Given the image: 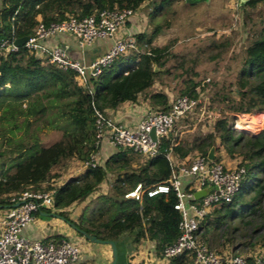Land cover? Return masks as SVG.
<instances>
[{
	"label": "trees",
	"instance_id": "1",
	"mask_svg": "<svg viewBox=\"0 0 264 264\" xmlns=\"http://www.w3.org/2000/svg\"><path fill=\"white\" fill-rule=\"evenodd\" d=\"M173 1L0 0V39L8 41L30 35L38 22L47 24L68 16L80 18L103 8L135 11L144 2L149 24V29L132 35L135 49L118 55L95 77H88L82 86L77 83L73 70H60L36 58L23 45L5 52L0 50V119L6 123L0 124V209L9 204L12 196L44 184V189L53 188L52 204L56 214L76 228L98 239L112 240L115 245L123 233L130 234L128 241L134 245L148 239L154 243L159 256L162 247L178 234L179 215L172 207L173 192L151 197L143 193L139 200L124 194L137 183L145 189L162 182L170 169L165 157L169 151L182 159L192 153L206 156L209 147H213L214 153L221 148L228 157H239L244 174L230 201L213 208L199 222V239L209 248L212 245L210 233L214 239L221 237L220 249L214 251L217 255H241L246 260H251L253 253L264 257V123L257 133H244L242 130H252L251 121L255 119L249 117L245 122L236 123V127L242 129L236 130L221 110L223 106L229 112L261 111L256 113L259 116L256 118L264 117V24L246 38L234 55L238 62L235 79L211 92L206 108L214 109L215 101L220 116L212 118L209 130L192 134V138L186 140L168 131L158 137L152 155L143 157L130 148L115 147L102 163L87 164L98 149L94 144L92 108L107 116L122 102L134 103L142 95L149 109H168V95L152 86L155 82L163 84L160 77L171 73L170 67L162 68L171 55L168 43H153L169 23L161 24L154 19ZM257 1L246 0L245 5L253 6ZM212 46L215 53L209 55L210 59L226 51L229 43L224 40ZM178 66L181 68L182 61ZM182 70L189 73L181 79L178 95L195 96L199 84L194 79L197 73L192 65ZM197 110L199 105L178 120L191 125L192 115ZM17 115L22 116L25 127L41 118L60 131L59 138L41 146L34 135L15 136V131L20 129L15 122ZM68 159L86 164L77 175L58 185H50V179L57 176V167ZM218 159L214 154L212 160ZM102 182L106 184L105 191L99 189ZM82 201L78 215L70 219L65 208ZM189 262V255L182 252L170 257L165 264Z\"/></svg>",
	"mask_w": 264,
	"mask_h": 264
},
{
	"label": "built area",
	"instance_id": "2",
	"mask_svg": "<svg viewBox=\"0 0 264 264\" xmlns=\"http://www.w3.org/2000/svg\"><path fill=\"white\" fill-rule=\"evenodd\" d=\"M235 2L236 0H230L232 11L236 10L237 2ZM133 14L134 11L129 8H103L80 18L68 16L47 24L38 22L22 45L36 58L51 63L60 70H73L77 83L82 86L88 77H95L103 66L108 65L118 55L128 49H135L132 36L118 34L119 28ZM49 39H56L57 43L50 44L47 42ZM66 39L74 40L80 50H84L96 40L108 39L110 44L104 51L85 63L81 59L69 56ZM15 48L13 40L0 39L1 51ZM208 80L206 78L199 82L195 88V96L181 94L168 97L166 111L148 108L130 126H124L103 115L96 108H92L94 144L99 147L104 140L112 148L127 147L144 157L152 155L158 137L170 131L174 122L184 114H191L197 105H199L198 111L205 117L220 116V113H213L206 108L208 102L202 89ZM259 112L261 111H256ZM241 119L249 118L244 113H234L230 126L242 130L236 127V122ZM263 123L264 117L251 121L252 130L248 132L257 133ZM151 128L155 141H152L148 135ZM94 156L95 154L91 156V161L87 164L93 165L96 162ZM165 157L170 169L162 182L145 189L137 183L124 194L125 197L139 200L143 193L151 197L158 193L173 192L175 202L172 207L179 215L178 234L173 241L162 247L158 261L165 264L170 257L185 252L190 257L189 264H264V257L257 253L251 255V260L229 253L217 255L199 239L197 233L198 224L203 217L213 208L229 202L238 189L244 174V167L239 163V157L235 158L233 165L225 164L221 159L208 160L199 153L177 159L169 151ZM199 190H205V193L195 199L193 194ZM52 192L53 188L44 189V184L34 189L23 190L12 196L9 204L0 211V264H78L79 246L70 237L62 235L57 238L28 239L20 234L21 229L33 220L35 213L45 210L55 211Z\"/></svg>",
	"mask_w": 264,
	"mask_h": 264
},
{
	"label": "rangeland",
	"instance_id": "3",
	"mask_svg": "<svg viewBox=\"0 0 264 264\" xmlns=\"http://www.w3.org/2000/svg\"><path fill=\"white\" fill-rule=\"evenodd\" d=\"M236 2L237 6L234 11L231 9L230 0H202L192 4L182 0H174L169 6L163 8L154 21H158L161 24L167 21L169 27L163 28L165 36L159 34L153 43L156 45L157 41L159 45L168 43L171 55H168L169 57L165 60L162 68L170 67V72L179 73V76L174 77L173 73L163 75L160 77L163 84L155 82L152 89L156 90L160 88L163 91L166 90L165 92L169 97L177 96L178 89L182 87L181 79L189 73L184 72L182 68L192 65L193 71L197 73L194 76L195 80L200 82L202 79H209L202 89L206 101L209 102L212 91L219 88L222 84L235 79L238 62L234 55L243 46L247 40L246 38L264 24V0H258L253 6L245 5L246 0H243L241 5H239V0H236ZM139 19V27L141 28L146 24L147 18L141 15ZM224 40L229 43L227 50L223 51L218 57L210 59L209 55L215 53L212 43H223ZM180 61H182L181 68L178 66ZM138 97V99H141L142 95ZM24 104L22 102L21 107ZM216 105L217 103L214 101L212 104L214 109L211 110L213 113H219L217 108L215 109V107H218ZM221 108L222 112L227 115L228 123L231 125L234 113L237 112H229L223 106ZM208 110L210 111V109ZM244 114L249 117L258 116L256 111ZM192 117L193 122L191 125H188L183 120H177L174 129L172 126L170 131L176 133L179 139L186 140L191 139L193 135L209 130L212 120L211 116L205 117L204 114H201L197 110ZM28 120L31 121V118H28ZM15 122L17 125H20V129L15 131V136L24 137L25 133L30 136L34 135L41 146L49 145L60 136L58 129L53 128L48 122L41 120V118L32 120L28 127L24 126L22 116L17 115ZM0 124L6 123L0 119ZM242 131L250 134L248 130ZM215 142L217 145V140ZM216 152L221 153L225 164L230 163V165H233L235 158H238L237 155H234L233 158L228 157L221 148H218ZM82 168L83 163L80 161L68 159L64 165L57 167L55 170L57 176L50 179L49 184L51 183L53 186L58 185L69 177L80 173ZM78 205L82 206L83 201L78 203ZM77 209V205H73L70 213L77 212ZM72 218L74 217L72 216ZM63 221L66 223L64 219ZM66 225L68 224L66 223ZM69 228L76 233L70 226ZM211 234L209 241H212V245L209 248L217 251V249H220L219 242L222 238L217 237L214 239L215 237L213 238Z\"/></svg>",
	"mask_w": 264,
	"mask_h": 264
},
{
	"label": "crops",
	"instance_id": "4",
	"mask_svg": "<svg viewBox=\"0 0 264 264\" xmlns=\"http://www.w3.org/2000/svg\"><path fill=\"white\" fill-rule=\"evenodd\" d=\"M145 4V2H144ZM144 4L134 11V14L125 22V24L119 28L118 34L122 36H132L134 33L149 29V24L143 27H139V17L144 15L146 17V11L148 8ZM160 35L165 36L164 32ZM50 44L57 43L56 39H49L47 41ZM67 52L70 57L81 59L83 62H87L89 59L100 54L110 44V40H96L90 46L84 50H80L74 40L66 39ZM157 45L158 41H157ZM166 91V90H164ZM166 93V92H165ZM167 94V93H166ZM169 97V96H168ZM132 103L129 101L122 102L114 110L107 113V116L114 121L121 123L124 126L133 125L149 108L147 100L145 98L138 99ZM106 141H102L95 153L94 159L99 164L113 151ZM214 153V152H213ZM219 156V159L225 162L221 153H214ZM233 161V160H232ZM230 164V163H227ZM183 178V177H182ZM184 179V178H183ZM182 179V182H183ZM100 191L106 190V184L102 182L99 185ZM73 205H77V212L70 213V209ZM82 206L72 203L65 210L69 214L70 219H75ZM75 208V207H73ZM44 213H50L45 211L37 212L33 220L25 225L20 234L28 239H47L54 235L68 236L77 243L79 246V258L78 264H109L110 263V249L109 246L102 243H92L84 239L82 236H78L74 233L66 223L58 217L46 215ZM56 213V210L54 211ZM72 216L74 218H72ZM129 233H123L118 239L116 245L117 251V264H164L158 261V256L154 250V243L148 239H142L137 244H132L128 240Z\"/></svg>",
	"mask_w": 264,
	"mask_h": 264
},
{
	"label": "water",
	"instance_id": "5",
	"mask_svg": "<svg viewBox=\"0 0 264 264\" xmlns=\"http://www.w3.org/2000/svg\"><path fill=\"white\" fill-rule=\"evenodd\" d=\"M188 3H197L200 2L202 0H186ZM243 2V0H239V5H241ZM27 39V36H21V37H17L15 39H13V45L15 47H20L22 46L23 42ZM153 70H156L153 67ZM148 135L150 137V139L152 141H155V136L153 134V129L151 128L148 132ZM214 156L213 153V147H209V149L206 152V159L208 160H212ZM205 193V190H199V191H195L193 194V197L195 199H197L198 197H200L202 194ZM46 215H50V216H55L60 218L61 220H63L62 217H60L58 214L54 213V212H50V213H44ZM66 223L77 233H79L84 239H86L89 242L92 243H102V244H106L109 246L110 249V263L109 264H115L116 260H117V251H116V245L112 240H102V239H98L92 235L86 234L83 230H80L78 228H76L72 223H70L69 221H66Z\"/></svg>",
	"mask_w": 264,
	"mask_h": 264
},
{
	"label": "bare ground",
	"instance_id": "6",
	"mask_svg": "<svg viewBox=\"0 0 264 264\" xmlns=\"http://www.w3.org/2000/svg\"><path fill=\"white\" fill-rule=\"evenodd\" d=\"M246 117L247 118H249V116L248 115H246ZM256 117H259V116H254V117H250V118H256ZM246 120H243V119H241L240 121H238V122H236V123H242V122H245Z\"/></svg>",
	"mask_w": 264,
	"mask_h": 264
},
{
	"label": "clouds",
	"instance_id": "7",
	"mask_svg": "<svg viewBox=\"0 0 264 264\" xmlns=\"http://www.w3.org/2000/svg\"><path fill=\"white\" fill-rule=\"evenodd\" d=\"M54 212V211H53Z\"/></svg>",
	"mask_w": 264,
	"mask_h": 264
}]
</instances>
